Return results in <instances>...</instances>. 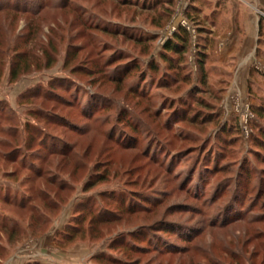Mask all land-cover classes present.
<instances>
[{"label": "rangeland", "instance_id": "rangeland-1", "mask_svg": "<svg viewBox=\"0 0 264 264\" xmlns=\"http://www.w3.org/2000/svg\"><path fill=\"white\" fill-rule=\"evenodd\" d=\"M216 1L0 0V264H261L264 44L242 74Z\"/></svg>", "mask_w": 264, "mask_h": 264}, {"label": "crops", "instance_id": "crops-1", "mask_svg": "<svg viewBox=\"0 0 264 264\" xmlns=\"http://www.w3.org/2000/svg\"><path fill=\"white\" fill-rule=\"evenodd\" d=\"M233 4L235 3L234 0H230ZM248 1H251L248 2ZM241 0L240 3L234 4L233 6H237L236 12L234 13V16H232V19L234 22H232V31L226 32L227 35L232 36L227 38L224 45H226V52L229 56H227L228 60L231 59H238V66L240 65V71L242 74H248L251 72V63L248 59L252 57L253 49L257 51L260 50V48L264 44V23L260 24V19L258 18V13L253 8V6L256 7H262L264 8V0ZM242 2H245L244 4ZM220 0L216 1V11H221V4ZM239 7V8H238ZM235 19H237L235 21ZM238 21V22H237ZM237 22V24L235 23ZM212 23V29L210 31H214L217 27L215 25L214 21ZM261 30L263 35L261 34ZM234 36V37H233ZM235 50H238L237 54H233ZM260 52H262L260 50ZM259 54V52H258ZM232 55V56H231ZM226 57V55L224 56ZM257 68V66H256ZM259 69V67L257 68ZM254 70V69H253ZM252 73L255 74V70ZM258 73H256L257 75ZM256 75L252 77V81H257ZM260 86V85H259Z\"/></svg>", "mask_w": 264, "mask_h": 264}, {"label": "trees", "instance_id": "trees-1", "mask_svg": "<svg viewBox=\"0 0 264 264\" xmlns=\"http://www.w3.org/2000/svg\"><path fill=\"white\" fill-rule=\"evenodd\" d=\"M193 1H195V0H193ZM171 3L174 4V0H171ZM3 6H1V7H3ZM201 29H206L207 30L208 28L206 26L201 28V26H199V31L200 32L202 31ZM189 31L190 30H188L184 26H183V28L178 29L176 31L175 35L171 39H168V41L166 42V44L164 46L165 53H169V52L173 51V52H176V53H178L180 55H183L185 57L186 53H188V51L191 49V44H190L191 43V36L189 34L190 33ZM207 31H210V30L208 29ZM198 51H199V55H201V54L203 55V58L201 56H199V55L197 57L198 63L200 62V66L202 67V64H204V62H205L204 56H206V54H205L204 51H202V49H199ZM164 55L167 56V54H164ZM15 70L14 69L12 70V78L13 79L17 78V73H16ZM46 94L48 95L50 93L47 92ZM253 110L257 114L258 117L261 116V117L264 118V100L260 104L253 106ZM40 114L44 115L43 112H40ZM47 115L50 116V114H47ZM256 126L259 128V134H258V136L253 135V139L256 142V144L260 147V149L264 150V124H260L259 123V124H256ZM257 154H259L258 155L259 157H261V155H262L259 152ZM200 177L201 176H199V179H200ZM199 179H197L196 181H199ZM118 201H119V204L121 205L120 207L122 209H124L126 211L127 210L128 211L132 210V209L129 208V206H128V208H126L127 207V203H129V201H130V198H127V194L126 193L122 194V196L119 198ZM145 205H148L147 201H145ZM152 205H153V203H152ZM106 211H109V210L103 209L100 212L94 214L95 215L94 216L95 217V222H107V221H111L112 219H114L115 216L106 215L105 214ZM237 219L238 218H233V220H231V223L236 221ZM157 225H158L157 222H155L153 225H151V227H155L153 230H155V229H157L159 227ZM145 227L141 226L140 228L142 229V228H145ZM136 231H138V230L133 231V233L130 234V236H131L133 242L139 244L140 238H139L138 234L135 233ZM162 231L166 232V233L169 232V230L166 229V228H163ZM68 235H70V234H68ZM155 235H157V234H155ZM159 237H161V236H159ZM188 240H190V239H186V241H188ZM128 247L135 248V246H131V245H129ZM136 248L139 249V250H146L149 247L148 246H142V245H136ZM159 251H163V250L159 249ZM171 252L175 253L176 251L172 250ZM256 253H257V251L254 250L251 254H252V256H254ZM230 255L232 257V262L230 264H242V262L236 257L234 252H231ZM205 256H209V255L206 253V254H204V258H205ZM117 260H119L121 262L123 261L122 263H126L125 260H120V259H117ZM199 263L200 264H205L204 262L202 263L201 261ZM209 263L210 264H223L221 262V259H218V261L215 262L214 259H212L211 257L209 258ZM249 264H254V263L252 262V263H249ZM261 264H264V260L261 262Z\"/></svg>", "mask_w": 264, "mask_h": 264}, {"label": "built area", "instance_id": "built-area-1", "mask_svg": "<svg viewBox=\"0 0 264 264\" xmlns=\"http://www.w3.org/2000/svg\"><path fill=\"white\" fill-rule=\"evenodd\" d=\"M185 25H187V24L185 23ZM187 27L190 28L189 25Z\"/></svg>", "mask_w": 264, "mask_h": 264}]
</instances>
